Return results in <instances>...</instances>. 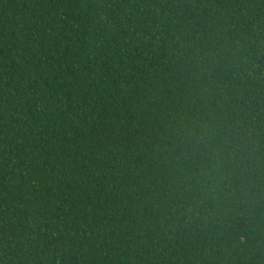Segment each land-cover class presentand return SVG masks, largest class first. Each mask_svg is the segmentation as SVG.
<instances>
[{"label":"trees","instance_id":"1","mask_svg":"<svg viewBox=\"0 0 264 264\" xmlns=\"http://www.w3.org/2000/svg\"><path fill=\"white\" fill-rule=\"evenodd\" d=\"M0 264H264V0H0Z\"/></svg>","mask_w":264,"mask_h":264}]
</instances>
